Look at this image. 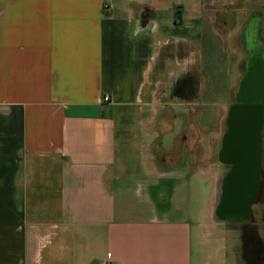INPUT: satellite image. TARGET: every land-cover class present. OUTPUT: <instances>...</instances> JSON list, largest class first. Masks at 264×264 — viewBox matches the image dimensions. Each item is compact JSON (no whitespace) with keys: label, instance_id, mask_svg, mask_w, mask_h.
Segmentation results:
<instances>
[{"label":"crops","instance_id":"1","mask_svg":"<svg viewBox=\"0 0 264 264\" xmlns=\"http://www.w3.org/2000/svg\"><path fill=\"white\" fill-rule=\"evenodd\" d=\"M220 2L0 0V264H250L196 205Z\"/></svg>","mask_w":264,"mask_h":264},{"label":"flooded vegetation","instance_id":"2","mask_svg":"<svg viewBox=\"0 0 264 264\" xmlns=\"http://www.w3.org/2000/svg\"><path fill=\"white\" fill-rule=\"evenodd\" d=\"M241 37L246 56L238 60V79L229 89L231 98L222 124L209 137L210 155L205 157L203 151L200 165H208L218 175V213L223 218L232 217L230 225L234 229L251 225L258 234L253 207L262 202L264 191V38L253 26L245 28ZM195 77L187 70L183 78L189 86L185 95L189 102L198 98L193 94Z\"/></svg>","mask_w":264,"mask_h":264},{"label":"rangeland","instance_id":"3","mask_svg":"<svg viewBox=\"0 0 264 264\" xmlns=\"http://www.w3.org/2000/svg\"><path fill=\"white\" fill-rule=\"evenodd\" d=\"M213 7L216 12L211 24L218 33L210 27L211 30L204 36L203 47L199 45L200 42L197 43L199 51L194 53L196 62L188 68V71L196 73L198 80L202 73L200 79L204 89L196 99L200 106L196 119L204 135L205 157L210 155L209 137L222 124L225 108L231 98L229 89L234 87L232 84H235L238 79V60L246 56L245 43L241 34L245 28L253 26L264 38V0H221L216 7ZM187 110L191 111L190 105ZM189 118L190 116L188 120ZM206 162H209V158ZM208 167V165L202 167L203 170L205 169L206 178L197 189L196 205L198 207L205 205L209 220L218 222L216 218L221 217L216 210L218 175L212 173ZM226 225L233 228L230 221L226 222ZM261 225L263 224L259 223L258 228Z\"/></svg>","mask_w":264,"mask_h":264},{"label":"trees","instance_id":"4","mask_svg":"<svg viewBox=\"0 0 264 264\" xmlns=\"http://www.w3.org/2000/svg\"><path fill=\"white\" fill-rule=\"evenodd\" d=\"M242 246L238 253L250 264H264V246L254 226H241L238 231Z\"/></svg>","mask_w":264,"mask_h":264},{"label":"water","instance_id":"5","mask_svg":"<svg viewBox=\"0 0 264 264\" xmlns=\"http://www.w3.org/2000/svg\"><path fill=\"white\" fill-rule=\"evenodd\" d=\"M256 148V147H255ZM257 172V167H256V169H255V173ZM248 204V203H247ZM249 204H250V201H249ZM249 208V207H248ZM247 208V206L245 207V214H248V211H249V209ZM243 213H244V210H243ZM229 216H231L230 214H228ZM227 215V217H229ZM233 215V214H232ZM237 216H239V215H237ZM240 218V217H239ZM227 219H229V220H232V217H229V218H227Z\"/></svg>","mask_w":264,"mask_h":264},{"label":"built area","instance_id":"6","mask_svg":"<svg viewBox=\"0 0 264 264\" xmlns=\"http://www.w3.org/2000/svg\"><path fill=\"white\" fill-rule=\"evenodd\" d=\"M102 99H103V101H107L108 100V96L104 95Z\"/></svg>","mask_w":264,"mask_h":264}]
</instances>
